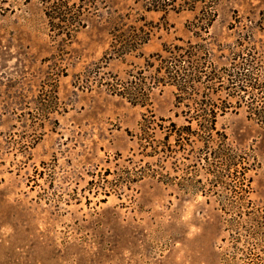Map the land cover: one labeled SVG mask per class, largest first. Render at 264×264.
I'll list each match as a JSON object with an SVG mask.
<instances>
[{"label":"rangeland","instance_id":"obj_1","mask_svg":"<svg viewBox=\"0 0 264 264\" xmlns=\"http://www.w3.org/2000/svg\"><path fill=\"white\" fill-rule=\"evenodd\" d=\"M219 2L204 40L192 27L204 3L0 0V264H264V233L248 243L239 224L251 206L264 213V117L252 112L262 91L221 89L246 96L217 121L231 173L176 134L175 157L152 155L166 132L144 129L152 113L188 125L176 87L153 84L165 46L208 41L234 73L243 53L264 82V0ZM134 29L151 40L121 54ZM138 90L147 105L134 103Z\"/></svg>","mask_w":264,"mask_h":264},{"label":"trees","instance_id":"obj_2","mask_svg":"<svg viewBox=\"0 0 264 264\" xmlns=\"http://www.w3.org/2000/svg\"><path fill=\"white\" fill-rule=\"evenodd\" d=\"M219 1L146 0L148 10L164 12L176 8L177 5L182 7L186 6L189 9L195 10L198 3H204L206 8V10H202L204 15L198 17L192 24L194 34L204 40L207 39L202 37V32L210 33V27L218 15L217 5L220 3ZM65 15L64 11H61L56 17L62 19ZM76 17H79V15ZM50 18L55 19L53 15H50ZM132 27L136 28V26H131L130 29ZM130 34V40H127L125 43L123 42L124 44L120 46L119 51L121 54L138 51L152 37L151 30H141L138 32V29H134ZM207 42L205 44L204 42L193 43L188 41L187 46L183 44H175L169 47L165 46L164 51L167 52V55L157 53L152 56L155 62H151L150 66L156 67V71L152 77L153 84H169L176 87V107L181 110L176 115L184 116L188 125L178 126L176 122L170 120V127L157 122L156 115L152 113L149 119L144 117V120L147 122V124L144 123V129L146 132L148 131L147 133L151 131L154 133L157 125L161 130L166 132L164 140L167 141H161L159 145L152 146V155L160 154L162 156L161 158L175 157L173 153L176 150L169 143V139L173 134H176V144L178 145L184 143L185 140H194L195 143H203V148L200 149V152L204 155L205 160L209 161L211 156L214 157V161L209 162V164L212 169L217 170L216 172L219 176L224 171L231 173V169H233L234 165L236 166V156L234 150L229 147L227 134L217 127L218 117L230 110L232 107L231 99H236L237 103L246 101V96L242 93L223 94V90L221 89L224 88L225 84L231 82L240 85L241 88L251 86L252 88L260 89L263 94L258 96L260 95L258 93L253 96L254 98L257 97L254 101L258 105L253 108L254 110L252 112L264 117V82H259L255 72L250 73L248 69L252 67V64L245 59L246 57L243 56V53L236 55V60H239L237 64L236 62H232V66L236 68L235 70L237 72L234 73L227 68L219 69V65L215 62L216 55ZM251 56H254L253 52ZM134 95L135 104L147 105L148 100L142 97L143 94H141L140 90ZM160 120L167 121L164 118ZM194 122H196V128H193ZM204 158L202 156L200 158L201 161ZM251 207V209L245 212L247 218H242L239 224L245 226L244 228L248 232V243L259 246L262 237L261 233H264V213L258 208Z\"/></svg>","mask_w":264,"mask_h":264}]
</instances>
